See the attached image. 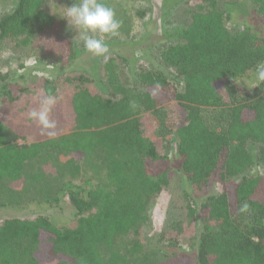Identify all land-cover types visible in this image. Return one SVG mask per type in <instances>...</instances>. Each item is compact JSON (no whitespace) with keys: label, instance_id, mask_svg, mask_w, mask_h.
I'll return each instance as SVG.
<instances>
[{"label":"trees","instance_id":"trees-1","mask_svg":"<svg viewBox=\"0 0 264 264\" xmlns=\"http://www.w3.org/2000/svg\"><path fill=\"white\" fill-rule=\"evenodd\" d=\"M245 5L254 25H232L234 12ZM188 13V24L167 35L174 42L162 47L163 71L140 73V91L120 82L109 65L106 83L114 99L85 90L80 83L86 78H77L71 99L76 128L68 135H62L60 106L49 116L55 128L16 122L11 108L27 89L12 82L11 74L0 73V103H5L0 111V189L27 177L36 160L52 161L53 154L78 153L107 174L104 185L88 181L65 189L78 217L75 228L60 229L47 215L6 219L0 226V264H264V81L257 80L248 92L234 84L264 69V0H200ZM54 23L45 0H17L0 18V41L43 48L67 66L78 50L54 31ZM27 63L21 62L20 70ZM44 81L52 95L49 82L54 80ZM173 102L184 120L169 126L160 122L159 131L172 136L167 141L172 152L165 156L145 133L141 115L156 114ZM203 108L226 109L223 129L205 122ZM29 137L34 144L19 143ZM174 162L193 192L214 176L225 185L199 212L189 208V216L200 217L202 227L195 246L189 254L180 251L162 262L153 254L147 257L136 243L122 254L116 240L149 223V203L169 188ZM245 203L248 210L242 211Z\"/></svg>","mask_w":264,"mask_h":264},{"label":"rangeland","instance_id":"rangeland-1","mask_svg":"<svg viewBox=\"0 0 264 264\" xmlns=\"http://www.w3.org/2000/svg\"><path fill=\"white\" fill-rule=\"evenodd\" d=\"M16 1H0V18L13 10ZM199 1L102 0L113 8L121 27L117 35L104 38L110 48V53L105 58L88 53L83 47L76 26L63 18L66 11L64 7L71 6L74 0H45L47 11L55 19L54 31L74 42L78 55L74 62L62 66L57 54L48 53L43 48L38 50L27 46L22 49L9 40L0 41V73L11 74L12 82L27 89L11 108L16 122L22 124L36 122L31 119L30 112L39 110L42 101L47 98L48 85L44 81L47 78L54 80L49 82L52 95L59 97L50 114L55 107L60 106L63 109L62 135H68L76 128L71 99L79 85L76 82L77 78H86L83 84L80 83L85 90L94 95L113 98L114 94L106 83L108 75L105 68L109 65L118 74L120 82L140 91L142 89L140 73L151 69L163 71L160 66L162 47L174 42L168 39L167 35L188 24L190 18L188 11ZM245 21L251 25L255 22L247 5L234 12L231 24H243ZM261 32L264 34V31ZM23 61L28 62L25 71L20 70ZM256 81V75L251 74L234 84L240 90L248 92ZM178 88L182 89V85ZM225 94L223 91L221 96L225 98ZM4 107L5 103H0V111ZM223 115L227 116L226 109H202L205 122L210 127H216L218 131L226 125ZM141 116L148 138L156 144L161 155H169L172 151H169L167 141L171 137L172 142V136L164 130L159 131V124L162 121L168 126L172 123L180 124L181 120L182 122L184 120L182 109L173 102L158 110L156 114L143 113ZM19 143L32 145L34 139L29 137ZM53 156L54 159L48 163L41 160L33 162L26 170L27 177L2 185L0 201L4 205L0 207V226L11 217L33 219L38 215L49 216L60 229H72L77 226L76 210L69 201L65 189L71 184L81 186L88 181L92 186L104 185L107 183V174L98 165L92 168L91 163L78 153H61ZM172 167L175 172L169 188L149 203V223L141 230H132L116 240L115 247L122 254L131 250L135 243L142 247L147 257L153 254L154 258L161 262L180 251L187 254L191 252L202 227L198 221L200 217L189 216L190 206H196L199 212L198 209L206 199L219 195L225 190V185L219 181L218 176H214L207 186L193 192L185 176L179 172L177 162L172 163ZM33 176H38V180L32 181ZM167 243L176 244L177 247L168 248ZM162 247H166L164 252H160Z\"/></svg>","mask_w":264,"mask_h":264},{"label":"clouds","instance_id":"clouds-1","mask_svg":"<svg viewBox=\"0 0 264 264\" xmlns=\"http://www.w3.org/2000/svg\"><path fill=\"white\" fill-rule=\"evenodd\" d=\"M64 8L66 11L63 18H66L69 24L76 26L84 49L94 56L106 58L110 53V48L104 38L117 35L120 28V21L116 18L113 8L102 0H74L71 6ZM77 38L78 36L75 40ZM256 79L264 81V69L257 68ZM58 100V96L48 95L42 101L39 110L30 112L31 119L45 129L55 128L56 125L49 116ZM247 210L248 205L245 203L242 211Z\"/></svg>","mask_w":264,"mask_h":264}]
</instances>
